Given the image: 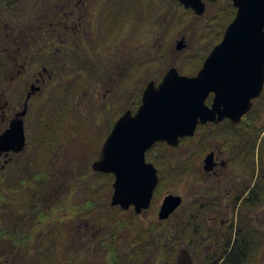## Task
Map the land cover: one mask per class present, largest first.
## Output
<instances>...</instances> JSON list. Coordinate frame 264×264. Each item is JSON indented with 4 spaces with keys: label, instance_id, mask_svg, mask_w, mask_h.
Wrapping results in <instances>:
<instances>
[{
    "label": "flooded vegetation",
    "instance_id": "af4514ba",
    "mask_svg": "<svg viewBox=\"0 0 264 264\" xmlns=\"http://www.w3.org/2000/svg\"><path fill=\"white\" fill-rule=\"evenodd\" d=\"M170 2L172 5L171 13L169 11L170 14L166 13L167 15H165L164 10L162 14L166 18L165 22L167 25L165 32L177 33L180 30L182 32V27L189 21L192 31L195 33L198 27L202 29V31L200 29V38L205 40L204 45L195 52V46L189 42L190 33L184 31L182 32L184 34L180 35L176 41V50L182 51V53L188 52L190 53L189 56L181 60H168L164 56L165 49L163 45L158 46L156 43L157 57L152 60H146L144 67L142 63L140 65L136 64L132 58V54L130 53L129 55L126 49L123 50L115 46V32L112 27L117 13L116 0H50L47 4L48 8L45 15L40 19L41 23H43L41 27L21 29L17 22V31L14 36L10 35L8 25L3 20V17L0 16V46H3L0 50V138L11 128L13 122L19 120H23L24 122L25 135L24 146L21 151L17 152L16 147H10V151L0 152V264H76L77 255L74 251L76 247L64 242L62 243L61 241L63 234L68 232L66 225L61 223L52 225L49 223L44 226L46 230H38V227L41 225L37 224L38 205L33 185L38 180L36 175L38 165L36 154L38 155L39 151H43L42 157L39 160L41 168L48 166L53 158L57 159L56 161L61 168L68 167L67 162L69 161L75 163V166L80 167H85L87 163H92L93 165L94 162L100 159L103 146L116 122L128 112L123 110L122 107L121 111L125 112L119 115L118 120L115 119L113 122H109L110 126H112L106 131V138L100 145V130L95 126V122H97L98 113L101 111H108L110 115L113 114V117L116 118V104L118 100L116 96L120 95L116 91L113 92V89L119 84L125 86L131 83L133 80L131 77L132 75L136 76V68L139 67H142V69L148 68L150 71L157 73V77L155 78L146 77L145 81H147V85L150 82H154L156 85L160 84L166 73L172 68H177L183 76L193 77L198 75L206 58L222 42L226 29L230 25L221 34V25L227 15V7L231 5L235 9L234 18L237 14V9L232 0H202L205 4L203 15H198L191 8L187 9L181 0H170ZM102 3V22L104 24L109 23L108 26H110L109 34L111 38L109 44H107L109 46L103 45L105 42L102 38L105 34L100 32ZM153 3L155 2L153 1ZM2 5L0 3V13L2 12ZM219 7H221L220 10ZM217 8L219 13L209 14L210 10ZM131 16L132 14L129 19ZM201 23H203L202 26H200ZM111 31H113V35ZM37 36H41V38ZM42 37L43 41L41 40ZM5 38L7 41L11 40L13 43L12 47L5 48V43H8ZM36 38H39L40 42L43 43L50 60L47 66H42L37 72L34 68L32 69V65L29 63L32 61V58L28 56V54H33L36 51ZM95 38L98 43L100 42V44H97L98 47L104 46V50L102 51H104L105 57H100L96 54V52H100L99 48H93L94 52L92 54L96 55V57L92 54H87L89 57L85 58V53H90L91 51L89 50H92V48L86 46V43L90 45L92 39L94 40ZM32 40L34 41V47H29ZM70 40L76 42V50L69 46L71 45ZM180 45L181 48H179ZM71 52L83 57L81 59L83 67L91 66L95 74L92 76V81L87 82V85L84 83L85 78L83 76L79 77V88L76 90V99L70 108L69 116L79 106V113L82 115L81 122L85 128H82L84 130L79 134H74L70 140H67L66 138L64 139L66 128L51 127L49 129H41V131L36 129L37 115L30 117L29 112L33 106V100L38 94H33L29 99L28 111L23 119L20 118V113L25 108L32 86L35 84L44 86L57 79L58 72L64 69L66 64L65 56L71 54ZM197 52L201 53L196 54ZM5 54L9 57L10 63L6 64L4 62ZM90 57L94 58L95 63L93 66L90 63H86L91 59ZM201 59H203L202 63L198 65L196 61H200ZM158 62H161V64L167 62V68L159 72ZM188 68L190 70H187ZM27 70L32 71L26 74ZM185 72H189V74ZM25 75L27 77L24 83L29 84V89L22 91V87L20 88L17 83ZM144 91L145 89L141 93L139 92L136 103H134L136 107L130 110L133 114L137 112L142 104ZM263 94L264 89L261 96L253 100L251 111L244 115L238 124H234L232 120L226 118L219 124L209 122L198 125L195 136L203 133V137L200 141H197L194 151L198 153V151L202 150L204 155L197 160L190 161L191 163L189 162V175L192 183L188 201L190 207L185 211L187 212L186 214L180 213L177 215L176 212L181 206L166 221L160 220L159 217L161 221L159 223L161 224V226L159 225L160 227L163 226V222H168V224L171 222L172 229L176 231L178 239L173 241L174 245L178 248L175 264L183 261H185L184 263L196 264L193 250L187 252L184 250V247L193 248L200 244V241L196 237L201 236L200 233L203 232V229L199 231L197 228L202 222L207 228L203 237H205L206 241H210L207 248L212 249L213 252L214 250L216 252L217 248L227 249L248 242H251L253 245L255 244V246L260 244L258 239L262 235L261 228L264 229V219H262L264 217V150L260 146L264 139V103L261 101L258 105V112L253 115L250 114ZM214 98L215 94L211 93L206 100V104L212 106ZM120 99L122 101V97ZM260 115H263L261 119ZM68 118L70 119V117ZM59 123L56 122L55 125ZM91 123L92 126H90ZM245 127L250 128L254 135L248 144H244ZM217 130L222 133L221 141L210 139L211 134ZM186 139H182L180 144ZM253 142L256 143V146L258 143L257 149L255 148L256 150H254V153L256 152L255 160L251 155L254 146ZM159 143L162 142L156 143L147 152L146 160L156 167L160 179L159 169L154 162L148 161V155L150 154L157 157L158 153L155 151H157ZM246 148L248 150L247 155L244 153ZM33 149L36 150L35 154H33ZM207 149L208 151L206 152ZM74 154L77 158L71 159ZM210 154L212 155V159L211 162L207 163L206 158ZM90 157L92 158L91 160L89 159ZM111 175L113 177L111 196H113L116 178L113 174ZM49 180L50 178H45V182L49 185L46 188L48 191H45L48 201L54 199V193L57 195L63 193V191L58 192V190L67 187V180H63V177H59V180H56L55 183ZM98 188L96 185L93 190ZM56 200L58 201L59 199ZM153 202L154 200L151 207H153ZM184 202L183 199L182 205ZM52 207L50 205L47 208L50 210ZM102 209L91 207L82 211L78 210V216L82 217L86 214L89 217L102 211ZM113 209L122 213L129 212L133 218L136 216L142 218L144 214H137L133 206L127 210L119 206L113 207ZM186 218H189V220ZM81 219L83 220L84 218ZM186 221L189 222L187 227L191 231H194V233L192 232L190 239L181 242L179 241V233L181 232V226L186 225ZM86 222L85 227L97 226L95 224L92 225L89 219ZM253 226L258 227V229L253 230ZM108 228L109 226H106L102 229V232L104 231L102 234L105 238L99 242L105 244L104 247H98L97 244L95 247L98 249L104 248L105 252L114 254L118 248L113 243L116 242V236L108 234L110 231L111 233L113 232L112 226L110 229ZM79 229L80 225H77L76 231H80ZM195 231H198V234ZM38 235L40 236V240H38ZM80 236L81 238L83 237V235ZM117 236L122 238L121 235ZM78 237L79 235L76 240ZM95 237L96 235H94ZM106 237L112 238L109 244L106 242ZM54 238H58V242H53ZM79 243L84 245V242ZM169 244V241L161 240V251H170L168 248H165ZM78 246L80 247V245ZM123 247L126 252L118 255L115 258V262L119 259L118 262L126 264L141 263L138 255L141 251L145 252V250L135 249L137 254L139 252L137 255L133 254V247L131 245ZM157 252L160 253V251ZM151 254L149 252L146 257V259H149V263L152 261ZM189 256L192 258L191 261L185 260ZM215 256L217 260L220 257L216 254ZM141 264L144 263L142 262Z\"/></svg>",
    "mask_w": 264,
    "mask_h": 264
},
{
    "label": "rangeland",
    "instance_id": "374dc122",
    "mask_svg": "<svg viewBox=\"0 0 264 264\" xmlns=\"http://www.w3.org/2000/svg\"><path fill=\"white\" fill-rule=\"evenodd\" d=\"M5 1H14L13 8L14 12L9 11L5 8L4 5L1 6L2 12L0 13V16L3 17V20H5L6 24L8 25V29L10 31V35L14 36L16 34V26L19 23L20 28L29 29L33 27L40 28L43 23H41V18L45 15L47 11V4L50 0H5ZM153 1L155 3H153ZM162 4V5H161ZM50 5V4H49ZM134 10L132 13L131 18L129 19L128 23L124 25V27L121 29V31H117V29L112 27V29L115 32V46L117 48H122L123 50L126 49L127 53L130 55L132 54V58L134 59V62L136 64H141L144 67V63L146 60H152L155 57H157V47L158 46L164 47V56L168 60H181L187 56H189L190 53L185 52L182 53V51L176 50V41L179 39L178 37L184 33V31L190 33L189 36V42L195 46V52L201 48L205 42L204 39L200 38V34L202 29L198 27L197 32L195 33L192 31V26H190V22L184 24L181 30L177 33H169L165 32L166 28V22L162 14L165 10L166 13H171L172 5L170 0H138L134 5ZM221 7H219L220 10ZM16 11V13H15ZM102 15H101V21H100V32H102L104 37L102 38L104 40L103 45L109 44V40L111 38L109 34L110 26L108 24H104L102 22L103 17V3H102ZM209 14L216 13L218 11L217 9L210 10ZM169 13V14H170ZM217 13V14H218ZM168 14V15H169ZM38 20V21H37ZM18 22V23H17ZM186 22V21H185ZM213 22V21H212ZM203 23L200 24L202 26ZM213 25L216 26L215 23ZM201 29V31H200ZM170 31V28H169ZM167 33V34H166ZM111 34L113 35V31H111ZM102 37V35H101ZM7 41V40H6ZM8 43H5V48L12 47L13 43L9 39L7 41ZM71 43V42H70ZM9 44V45H8ZM98 43L97 39H92V43L89 45L86 43V46L88 48H92L90 53H85L84 57L86 58L87 54H92L94 52L93 48L98 49L100 52H96V54L100 57L104 56V46H97ZM73 43H71V47L76 50L77 44L75 47L72 46ZM109 46V45H107ZM3 46H0V50ZM87 52V51H86ZM182 53V54H181ZM201 52H197L196 54H199ZM74 52H71V55L65 56V66L64 69L60 70L57 74V79H54L50 84L47 83L44 86L35 84L36 86H40V90L34 93V95L38 94L35 99L33 100V106L30 108V117L37 115V122L39 115L41 113V110L47 105L48 100L50 97L56 93L55 90L57 88L58 84L71 82L75 80V78H79L80 76H83L85 78V84L87 85V82H90L92 79V76L95 74L94 69H91L90 67H83L84 65L81 63V59L83 57L79 56L78 54H75ZM77 55V56H76ZM93 55V54H92ZM91 56V55H90ZM96 57V55H93ZM25 57V56H23ZM89 57V56H88ZM105 57V56H104ZM91 58V57H90ZM29 62V61H28ZM30 63V62H29ZM90 65L93 66L95 63L94 58L89 59L88 62ZM102 63V62H101ZM159 72L162 70H165L168 66L167 62H164L161 64V62L157 63ZM38 67H42L41 65H38ZM37 66H32V69L34 68L37 71H39L40 68ZM146 67V65H145ZM197 69V68H195ZM187 70H190L189 68ZM30 70H27L26 74H29ZM32 71V70H31ZM30 71V72H31ZM158 72V73H159ZM136 76L132 75V82L128 83L127 85L123 86L122 84L117 85L113 92H117L120 96L118 97L117 104H116V112L117 116L116 118L113 117V114H109V112L101 111L98 113L97 122H95V126L98 127V130L100 133V139L99 143H101L105 140L107 130L110 129V121H114L115 119L118 120L119 116L118 113L121 112L122 107L123 110L130 111L133 110V108L136 107L134 103H136L137 96L139 92L141 93L142 90L145 89L147 85V81H145L146 77H157V73L154 71H150L148 68L142 69V67L136 68ZM148 73V74H147ZM27 75H25L24 78H22L17 84L19 87L24 91V89H29V84H25L24 81L26 80ZM57 80V81H56ZM92 81V80H91ZM83 83V81H82ZM90 84V83H89ZM34 85V86H35ZM24 87V88H23ZM57 91V90H56ZM141 95V94H140ZM122 97V101L121 98ZM82 109V108H81ZM257 109V108H256ZM90 111V110H89ZM80 107L78 106L73 110V114H71L70 119L67 120L62 126L61 129H65V137L67 140H70L71 137H73L74 134H79L82 130V128H85L84 125L81 122V114ZM125 111H122L124 113ZM261 112V111H260ZM259 112V113H260ZM70 115V114H69ZM263 117V115H260V119ZM111 122V123H112ZM36 124V129H40L39 126ZM100 125V126H99ZM92 126V123L91 125ZM218 131V130H217ZM106 132V133H104ZM203 133L197 134L194 138H187V140L183 141L174 151H171V156H173V160L177 161L176 166L179 167L178 173H183L184 164L186 165V176L182 179L178 180L177 183H172L169 186H166L167 184L164 183V186L160 189L158 193V199L154 203L153 207L149 208L148 210H144L141 213L142 218L136 216L135 218L132 217L131 213H122L120 211H117L116 209H113V206L111 205V198L110 195L111 189L109 187L110 182H108L107 178L102 179L98 175H96V171L92 167V163H87L85 167L75 166V163H71L70 161L68 163V167L61 168L58 163L57 159L53 158L52 162L48 164L45 168L40 165H38L41 169V175L42 177L38 178L37 182L34 183L35 187V194H36V202H37V208H38V222L37 224L41 225L38 227L39 229L46 230L44 226L46 224L51 223L52 225L56 224H64L68 228V232H65L63 234V237L61 239L62 243L68 245H74L76 249H74L76 253V264H126L124 262H118L119 259H117L118 263L115 262V258L120 255L123 252H126L123 246L129 247L130 245L134 247V249H137V246H139V241L141 243L140 235H143L146 237L148 235V240L151 243L150 252L151 254V263L148 262L149 259H144V264H171L169 261L170 255L169 252L164 250L161 251V240L167 241L166 237L169 232H171L172 229V223L170 222H163V226H161V221L159 220L160 217V208L162 206L163 200L167 195L173 194L178 195L184 199V206L176 212L177 215L186 214L185 212L189 207L190 204L188 203L189 197H190V189L192 188V183L190 181V175H189V162L199 159V157L204 155V152L202 150L198 151V153L194 151L195 145H197V141L202 139ZM221 141V140H220ZM216 142V141H214ZM217 143V142H216ZM258 146V143H257ZM256 146V149H257ZM261 149L264 150V139L263 142L260 144ZM209 149V148H208ZM206 150V152L208 151ZM254 149V150H256ZM35 149H33V154H35ZM155 151L158 153L157 157L154 155H148L150 162H157L159 163L160 157L163 155L159 154L160 152ZM43 151H39L38 155L36 154L37 163L39 164V160L42 157ZM254 157V160L256 159V152L252 151L251 154ZM75 156L72 155L73 159ZM92 157V156H91ZM89 158L90 160L92 158ZM77 158V157H76ZM75 158V159H76ZM43 161V160H41ZM191 163V162H190ZM77 165V164H76ZM45 169V171H44ZM64 173H62V172ZM180 171V172H179ZM161 174H163V177L167 174L162 170ZM59 177L63 180H67V187L63 188L62 194H53L54 199L48 201L47 196L45 194V191H48L49 185L47 182H45V178H50L49 181L55 183L56 180H59ZM97 178L100 181V185L98 184V189L93 190L92 186H90L91 183L96 182ZM160 182V181H159ZM95 184V183H94ZM5 185V184H4ZM53 185V184H51ZM157 190V189H156ZM93 191V193H90ZM55 192V191H54ZM57 192V191H56ZM156 194V191H155ZM59 196V198H58ZM112 197V196H111ZM155 198V197H154ZM56 199H59L58 201ZM110 200V201H109ZM186 203V204H185ZM52 205V209H48L47 207ZM91 207H95L96 209L103 208L102 211L87 216L86 214L82 217L78 216V210L82 211L83 209H89ZM117 207V206H116ZM172 216V214L170 215ZM81 218H84L83 220ZM170 218V217H169ZM168 218V219H169ZM190 218V217H189ZM189 218L187 220H189ZM89 219V222L93 224H96L94 222H97L98 225L96 227L90 226L85 227L86 221ZM167 219V220H168ZM264 219V217H262ZM86 220V221H84ZM166 221V220H164ZM77 225H80V231H76ZM160 225V226H159ZM99 226V228H98ZM101 226H112V234L116 236V242H113L117 248L116 253H107L105 251L101 252L102 250L95 245L97 244L98 247H104L105 244L99 243L101 240H104L105 237H103L104 231L102 232ZM198 230L203 229V235H205L206 227L204 226V223L202 222L198 227ZM258 229V227L253 226L252 229ZM261 237L258 239L260 244L256 245L255 247L260 246V251L258 254V257H254V259L251 260L250 264H264V229L261 228ZM121 232V233H120ZM120 233V234H119ZM246 233V232H245ZM108 234H111V231L108 232ZM79 235L78 239L76 240L77 236ZM80 235H83L81 238ZM94 235L96 237L94 238ZM106 235V234H105ZM121 235V237L117 236ZM247 235V234H246ZM250 236V235H248ZM81 238V240H80ZM106 242L109 244L112 241L111 237H106ZM261 239H263L261 241ZM38 240H40V236L38 235ZM58 238H54L53 242L57 241ZM79 240V241H78ZM97 243H96V242ZM84 242V245L79 243ZM210 241L205 240L203 242H200L199 250H194L193 255L196 258L195 263L196 264H211L212 260L217 261L215 258V254L217 256H221L223 253L225 255V249L223 248H217L216 252L212 249H208L207 245ZM99 243V244H98ZM80 245V247L78 246ZM78 246V247H77ZM71 247V246H70ZM79 248V249H78ZM197 248V247H195ZM78 249V251H77ZM96 249L98 250L96 251ZM164 249V248H163ZM206 249V250H205ZM221 249H223L221 251ZM184 250L187 252L192 251V248L184 247ZM157 251H160L158 253ZM101 252V253H100ZM128 255V254H127ZM126 256V255H123ZM156 256V257H155ZM223 257V256H222ZM176 258V257H175ZM226 256L220 261L221 264L226 260ZM191 257L189 256L187 258L188 261H191ZM198 259V260H197ZM221 258L219 257L218 260ZM175 264V260L173 262Z\"/></svg>",
    "mask_w": 264,
    "mask_h": 264
},
{
    "label": "water",
    "instance_id": "95a60500",
    "mask_svg": "<svg viewBox=\"0 0 264 264\" xmlns=\"http://www.w3.org/2000/svg\"><path fill=\"white\" fill-rule=\"evenodd\" d=\"M181 2L198 15L205 12L202 0ZM232 2L237 9L236 17L198 75L183 76L177 68H172L160 84L150 82L146 86L135 114L128 111L116 122L100 159L92 165L96 172L115 176L113 207L127 210L133 206L137 214L151 207L159 176L156 167L147 162L146 154L156 143L166 142L177 148L182 139L195 136L199 124H219L226 118L238 124L251 111L253 100L261 96L264 0ZM39 90L40 87L32 86L20 118L27 114L29 99ZM211 93L215 98L212 106H208L206 100ZM24 137L23 120L13 122L0 138V152L10 151V147L21 151ZM211 159L210 154L206 162ZM182 203V197L167 195L160 209V220H167ZM184 262L179 264L188 263Z\"/></svg>",
    "mask_w": 264,
    "mask_h": 264
},
{
    "label": "trees",
    "instance_id": "16d2710c",
    "mask_svg": "<svg viewBox=\"0 0 264 264\" xmlns=\"http://www.w3.org/2000/svg\"><path fill=\"white\" fill-rule=\"evenodd\" d=\"M137 1L138 0H116V2H117V4H116L117 13H116V19H115V22L113 25L117 29L118 33H119V31H121V29L124 27V25L128 23L129 17L133 13V10L135 8L134 5ZM0 3H2L7 10L14 12V8H13L14 1H8L7 2L5 0H0ZM234 16H235V9L230 5L229 7H227V15L225 16V19L223 20V23L221 25V28H222L221 34H223V32L227 28V26L233 21ZM107 24L109 25V23H107ZM37 37L41 38V36H37ZM39 38L38 39L36 38V40H35L36 41V44H35L36 51L33 54L32 53L28 54V56H30L32 58L31 59L32 61H30L32 66L34 65V66L38 67V65H41V66L45 67V66H47L48 63H50V60L48 58V52L45 51L44 45L42 42H40ZM5 40H6V38H5ZM41 40L43 41V37ZM70 42L73 43L72 46L75 47L76 42L74 40H70ZM69 46L71 47V45H69ZM29 47H34V41L33 40L30 42ZM74 56H75V54H74ZM33 58H34V60H33ZM202 60L203 59H201L200 61L199 60L196 61L197 64L201 65ZM55 61L57 62L56 58H55ZM4 62L6 64L10 63V59L6 54L4 56ZM38 68H40V67H38ZM185 73L189 74V72H185ZM57 80H58V78H57ZM78 84H79V78H75V80H73L71 82L69 81V82L61 83V84L57 85V88H56L57 91L55 90L56 93H54L50 97L47 105L41 110V113L39 115L37 126H39L40 131H41V129H49L51 127L62 128V126H64V124H65V122L69 116L70 108L75 102L76 90H77V88H79ZM261 101L264 103V94L260 98V101L255 105V107H254V109L250 115H253L256 112H258V105ZM121 114H122V111L118 113V116ZM56 122H60V123L58 125H55ZM253 137H254V135H253V132L251 131V129L250 128L248 129L247 127H245L244 144L250 143ZM221 138H222V133L218 130V131H215L211 134L210 139L220 141ZM255 142H257V141L255 140ZM255 142H253L254 146H253L252 151H254V149L256 148ZM157 149H159V151H158V152H160L159 154L162 155V153H163V155L160 157L161 161H159V163L153 161L155 163V165L157 166V168L159 169V172H160V183H159V186L156 190L154 203L157 201L158 193H159L160 189L164 186V183L167 184L166 186H169L172 183H174V184L177 183L178 180H180L186 176V171H187L185 165H183L184 166L183 173H180V174L178 173L179 167L175 165L177 161L173 160V156H171V151H174L176 149L169 147L164 142L159 143L157 145ZM244 153L246 155L248 154L247 148L244 150ZM38 165H37V174L36 175L38 178H40V177H42V175H41L42 169ZM162 170L167 174L164 177H163V174H161ZM95 174L98 175L99 177H101L102 179H104V178L108 179V182H110L109 187H110L111 193H112V187H111L112 180H113L112 175L111 174H103V173H95ZM99 183H100V181L97 178V181L91 183L89 187L92 186V189H93L96 185L98 186ZM90 193H93V191H91ZM109 198H111V195ZM94 223H96L95 225H98L97 222H94ZM188 224H189V222H187L186 225L181 226V229H180L181 232L179 233V241H181V242L190 239L192 236L191 235L192 232L194 233V231H191V229H189L187 227ZM101 227L104 228V226H101ZM108 229H110V227ZM195 233L198 234V231L197 232L195 231ZM176 235H177L176 231L171 229V232H169L167 237H166V240L170 242V244L167 245V247L165 246V248H168L170 250L168 252L170 255L169 261L171 264H173V262L175 260L177 249H178L173 243V241H176L178 239ZM200 235L201 236H199V237L197 236L196 238L200 242L205 241V239H204L205 237H203V232L200 233ZM140 238H141V243L139 241V246H137V249L138 248L141 250L143 249V250H145V252L141 251L140 254L138 252V254H139L138 255L135 252V249L133 247V254H137L138 257H140V262L142 263L143 260L147 257V255L150 252L151 243L148 240V235L146 237H144L143 235H140ZM199 246L201 247V245H199ZM199 246H197V248L193 247L192 248L193 252H194V250H197L199 248ZM101 250H102L101 252L105 251L104 248H101ZM259 251H260V246L255 247L251 242L244 243L242 245H235L232 248L225 249V255L223 253L220 256V258H221L220 260H217V261L212 260L211 264L220 263V261L224 258V256H226L227 258L221 264H250L251 260L254 259V257H258Z\"/></svg>",
    "mask_w": 264,
    "mask_h": 264
}]
</instances>
